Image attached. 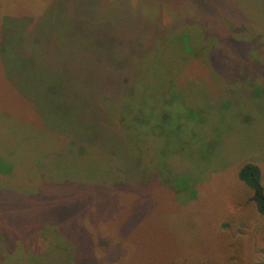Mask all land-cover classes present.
<instances>
[{"label": "rangeland", "instance_id": "1", "mask_svg": "<svg viewBox=\"0 0 264 264\" xmlns=\"http://www.w3.org/2000/svg\"><path fill=\"white\" fill-rule=\"evenodd\" d=\"M0 58V264H264V0H0Z\"/></svg>", "mask_w": 264, "mask_h": 264}, {"label": "trees", "instance_id": "2", "mask_svg": "<svg viewBox=\"0 0 264 264\" xmlns=\"http://www.w3.org/2000/svg\"><path fill=\"white\" fill-rule=\"evenodd\" d=\"M23 41L24 39L21 41L19 46H16V43L14 42H1V54L2 62L3 64H5L4 66H6V63H13L14 67H16L17 69V76L13 81L16 86L21 87L23 90H28L29 93L38 91L42 94L47 83L62 88L65 84L63 81V78H65L64 75H57L56 68L52 69L50 61L38 58L35 53V46L32 49L30 48L32 47L30 43H27V41ZM8 48H10V50H8ZM29 48L31 50L29 51L30 54H28V56H25L24 53H27L26 50H28ZM128 83V78H126L125 80L123 79L125 94L122 97H115L109 95L108 93L102 92L104 94H101V97L99 98L97 96L98 94H95L93 90L85 87L87 100L94 101V99H100L103 102H121L124 99L126 100V97L129 95V93L135 89L134 87L128 88ZM40 96L42 95H39V97ZM74 96L83 99V97L79 95L77 91L74 92ZM68 109L69 108L67 106L66 110H63V112L70 116V112L68 111ZM66 121H68V119ZM239 176L241 180L245 184H247L253 191L252 198L256 203L258 209L260 211H264V178L260 165L252 161L245 162L241 166Z\"/></svg>", "mask_w": 264, "mask_h": 264}]
</instances>
